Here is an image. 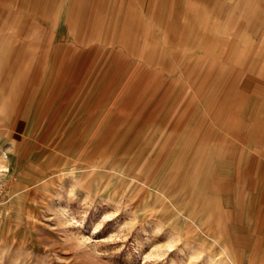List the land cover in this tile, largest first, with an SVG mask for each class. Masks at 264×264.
Segmentation results:
<instances>
[{"label": "rangeland", "instance_id": "obj_1", "mask_svg": "<svg viewBox=\"0 0 264 264\" xmlns=\"http://www.w3.org/2000/svg\"><path fill=\"white\" fill-rule=\"evenodd\" d=\"M142 3L150 41L153 2ZM133 4L0 0V264H237L232 231L209 230L189 215L181 191L174 197L178 177L167 182L164 174L177 141L145 144L153 109L141 108L134 55L125 53L133 17L122 32L125 52L114 30L119 7L126 14ZM60 18L67 28L62 59L42 93L39 74ZM153 81L144 78L139 88ZM181 167L175 164L174 177Z\"/></svg>", "mask_w": 264, "mask_h": 264}, {"label": "crops", "instance_id": "obj_2", "mask_svg": "<svg viewBox=\"0 0 264 264\" xmlns=\"http://www.w3.org/2000/svg\"><path fill=\"white\" fill-rule=\"evenodd\" d=\"M152 2L150 41L144 35L142 0H134L128 16L119 7L114 29L123 49L124 25L133 17L132 48L123 50L134 55L141 108L153 109L145 144L177 141L168 148L165 167L170 168L164 174L167 182L178 177L174 197L181 191L189 215L209 230L232 231L237 264H264V0ZM57 24L60 33L52 28L53 54L39 74L42 93L53 83L55 63L62 59L67 28L62 18ZM145 44L155 53L144 55ZM103 78L91 98L99 96ZM144 78L152 83L157 78V84L139 88ZM191 78L198 83L192 85ZM163 88V99L154 103L155 91ZM164 125L166 132H160ZM180 161L181 173L174 177Z\"/></svg>", "mask_w": 264, "mask_h": 264}, {"label": "bare ground", "instance_id": "obj_3", "mask_svg": "<svg viewBox=\"0 0 264 264\" xmlns=\"http://www.w3.org/2000/svg\"><path fill=\"white\" fill-rule=\"evenodd\" d=\"M17 64V63H16ZM22 66V65H21ZM18 69H20V67L18 66L17 68H16V71H19ZM14 73V72H13ZM13 73H11V75L13 74ZM8 76V75H7ZM6 76V77H7ZM21 76V75H20ZM9 79V78H8ZM6 80V79H5ZM19 80H20V77H19ZM8 82V81H7ZM7 82L5 83V87L7 86V85H9V87H12L13 85H11V81L10 82H8V84H7ZM3 85V84H2ZM7 88V87H6Z\"/></svg>", "mask_w": 264, "mask_h": 264}]
</instances>
